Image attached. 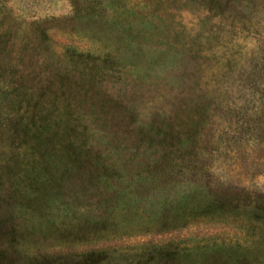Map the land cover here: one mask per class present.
<instances>
[{
  "label": "rangeland",
  "instance_id": "374dc122",
  "mask_svg": "<svg viewBox=\"0 0 264 264\" xmlns=\"http://www.w3.org/2000/svg\"><path fill=\"white\" fill-rule=\"evenodd\" d=\"M0 264H264V0H0Z\"/></svg>",
  "mask_w": 264,
  "mask_h": 264
}]
</instances>
